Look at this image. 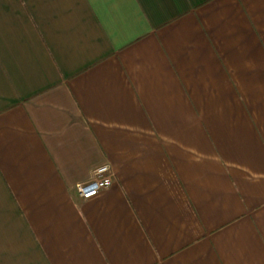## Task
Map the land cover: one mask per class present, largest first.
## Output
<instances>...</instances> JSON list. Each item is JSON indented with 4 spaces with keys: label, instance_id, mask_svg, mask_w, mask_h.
Instances as JSON below:
<instances>
[{
    "label": "crops",
    "instance_id": "0c3cea01",
    "mask_svg": "<svg viewBox=\"0 0 264 264\" xmlns=\"http://www.w3.org/2000/svg\"><path fill=\"white\" fill-rule=\"evenodd\" d=\"M0 264H264V0H0Z\"/></svg>",
    "mask_w": 264,
    "mask_h": 264
},
{
    "label": "built area",
    "instance_id": "2783aa9c",
    "mask_svg": "<svg viewBox=\"0 0 264 264\" xmlns=\"http://www.w3.org/2000/svg\"><path fill=\"white\" fill-rule=\"evenodd\" d=\"M114 178V172L109 163L101 164L91 171L88 180L77 184V191L82 199H90L97 196L102 190L109 187Z\"/></svg>",
    "mask_w": 264,
    "mask_h": 264
}]
</instances>
